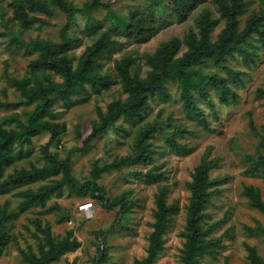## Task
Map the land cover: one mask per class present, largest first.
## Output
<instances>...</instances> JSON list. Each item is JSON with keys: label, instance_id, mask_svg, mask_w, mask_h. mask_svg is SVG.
Masks as SVG:
<instances>
[{"label": "trees", "instance_id": "trees-1", "mask_svg": "<svg viewBox=\"0 0 264 264\" xmlns=\"http://www.w3.org/2000/svg\"><path fill=\"white\" fill-rule=\"evenodd\" d=\"M169 2L168 15L178 20L188 18L199 8L194 17L197 31L190 28L182 41L186 49L179 54L182 43L178 37H174L161 42L153 52L143 53L141 58L148 66L144 76L139 73L137 63L139 56L133 50H128L126 54L115 58L113 73L127 96L113 102L105 111L100 107L97 109V119L91 120L89 133L84 136L77 130V136L81 138L82 143L81 147L73 149L74 151L86 150L92 140L106 132L119 117L126 120L139 117V123L134 130L131 152L127 156L115 159L111 166H128L153 159L157 148L153 141L156 133H162L172 146L181 149L182 145L174 139V135L183 132V128L174 126L171 129L170 121H167L168 124L166 122L162 124L157 117L149 121H143L142 118L150 99L156 96L167 100L171 98L167 86L170 80L178 83L183 108L194 113L203 126H208L206 115L195 100V91L199 92L212 108H215V104L209 87L222 103L238 101L239 94L233 85L237 80H242L246 71L236 69L229 64V60L238 55L247 66L256 62V58L260 56L257 48L260 45L264 46V9L252 10L241 26L240 16L246 11V0H169ZM209 2L214 3L224 20V26L216 38H213L212 32L218 19L208 6ZM153 4L152 0H144L142 4H135L132 10L125 13L114 9L110 1L16 0L12 4L13 17L5 21L4 16H1L4 25L15 28L18 34L22 31L29 32L27 41L14 35L12 38L14 45H26L31 54L36 53L24 67V72H11L6 66L2 74L5 81L17 90L20 101L32 105V108L23 114L11 112L3 116L8 123L7 126L0 122V190L41 181L36 188L27 186L18 191L21 198L18 205L20 210L44 206L47 199L60 194L63 188L67 187L76 194L90 190L92 197L108 209L119 205L116 220L129 214L135 200H128L123 195L110 200L96 180L100 172L108 168L107 165L100 167L96 164L94 180L80 183L71 171L72 156L69 153L73 150L64 158L58 157V152L53 147H58L61 143L65 125L54 121L53 106L57 98L70 103L73 97L87 93L88 88L108 86L112 77L103 70V66L112 50L123 43L119 40L118 34L125 36V40L132 41L139 40L155 30L160 14ZM99 9H105L109 18L105 28L93 15V11ZM77 13H83L86 17L87 35L98 34L93 36L92 42L78 58L69 52L72 44L80 39L71 30ZM40 14L48 18H53L57 14L64 16V23L60 25L56 39L35 37L31 33L34 26L49 23ZM160 18L162 19L161 16ZM9 22L11 24H8ZM208 63L212 64L214 69L204 72L203 66ZM255 94L256 97L263 96L264 87H258ZM4 100L0 99V106L5 103ZM250 126L258 136L256 155H247L249 164L246 172L252 174L264 171V132L259 133L252 123ZM42 133L49 134V139L42 145L45 160L43 166H22L8 171V168L22 156L25 147L32 145L33 138ZM216 161L204 155L192 171L191 180L188 182L191 194L186 208V223L182 231L184 241L180 250L183 264H199L206 253L214 252L212 246H221L220 239L215 236L209 237L213 226L206 225L204 221L207 205L220 193L218 185L225 180L210 175L209 171ZM129 173L153 181H159L162 177L161 173L157 174L151 170L144 174L140 170L130 169ZM158 186L156 207L153 209L154 221L151 223L153 228L149 234L146 255L134 259L132 264H154L164 247V234L175 207L166 201L167 185ZM242 193L247 197L248 204L264 215V198L260 188L247 184L243 186ZM19 209L9 208L7 202L0 204V255L9 242L16 241L12 227L19 216ZM36 222L38 226L41 225L39 220ZM248 228L264 233V226L258 221L256 226ZM32 234L38 247L33 248L29 245L27 249L20 250L21 259L27 264H49L79 244L75 239L69 241L57 237L49 225L40 226L38 231ZM99 234L101 230L97 231V235ZM247 249L251 263L263 264V259L255 246H247ZM98 252L93 264H99L107 258L106 250L101 248V245L98 246Z\"/></svg>", "mask_w": 264, "mask_h": 264}, {"label": "rangeland", "instance_id": "rangeland-1", "mask_svg": "<svg viewBox=\"0 0 264 264\" xmlns=\"http://www.w3.org/2000/svg\"><path fill=\"white\" fill-rule=\"evenodd\" d=\"M16 0H0V99L4 104L0 106V122L8 123L3 116L11 112L23 114L32 108L21 102L17 90L9 85L2 77L4 69L8 66L11 72H24L28 61L36 55L30 53L26 45L15 46L12 38L14 35L20 39L29 40V32L20 34L15 28H8L2 22L13 17L12 4ZM84 2L85 0H78ZM110 1L112 7L127 13L135 4H142L144 0H101ZM246 11L240 16L242 26L252 10L264 9V0H246ZM153 7H157L160 14L156 29L139 40L127 41L125 36L118 34L123 41L116 46L105 61L103 70L110 73L111 77L107 87L99 85L96 89L88 88V92L75 96L70 103L60 98L54 103V121L64 123L65 132L58 147H53L58 152V157L64 158L77 147H81V138L77 130L84 136L89 133L91 120L97 119V109L106 110L113 102L124 99L127 94L123 92L121 83L113 73L114 59L133 50L138 58L139 73L144 76L148 66L141 58L145 52H153L161 42L178 37L181 40V54L186 45L182 42L186 32L193 28L197 31L194 17L199 8L184 20L169 16L167 10L169 0H152ZM208 6L218 19L212 32L213 38L224 26L214 3ZM93 15L100 20V25L105 28L109 21L105 9L93 11ZM49 21L48 24L34 26L31 33L36 37L56 39L59 27L64 23V16L57 14L53 18L40 14ZM8 24H11L9 22ZM105 26V27H104ZM72 33L80 39L72 44L69 52L75 57H80L83 50L92 42L93 36L87 35L86 17L77 13L75 24L71 27ZM257 41V40H256ZM260 56L256 62L247 66L240 56L230 58L229 64L236 69L246 71L242 80H237L234 87L239 94L235 103H222L214 90L209 87L213 96L215 108L195 91V100L204 109L208 126H203L194 113L187 112L180 99V90L176 81L167 83L171 98L154 97L149 100L147 110L143 111V121L159 119L158 121L171 122L169 128L174 126L183 128V132L176 133L174 139L182 145L181 149L172 146L165 135L156 133L153 141L157 144L153 159L146 162H137L134 165L111 166L118 157L127 156L131 152L132 138L139 117L126 120L119 117L109 126L106 132L95 137L86 150L72 151V174L80 182L94 180V170L98 166H108L100 172L97 182L103 187L108 198L116 199L123 195L126 199L135 200L127 216L116 220L119 205L108 209L104 207L90 190L81 194L70 191L67 187L57 195H52L46 200L44 206H33L20 210L18 205L21 200L18 191L25 187L36 188L41 181L31 182L26 186H10L0 190V204L7 202L9 208L19 209V216L13 222L12 232L16 241L9 242L0 255V264H27L21 259V249L29 245L38 247L34 231L40 226L49 225L53 234L69 241L75 239L79 244L61 254L49 264H93L99 254L98 246L106 250L107 258L99 264H132L134 259L146 255L149 243V234L152 231L151 223L154 221L153 209L156 207L155 197L159 184L167 185L166 201L174 205L171 220L164 234V247L158 254L154 264H183L180 259V250L184 237L182 231L186 223V208L190 199L188 182L191 173L201 162L204 155L208 159H216V164L210 169V175L225 178L218 186L220 193L214 196L205 209V224L213 226L211 236L220 239V245H214L209 252L199 261V264H253L248 259L247 246H255L257 253L262 257L264 264V233L249 230L248 227L257 225V221L264 226V215L248 204L247 197L243 195L244 185L253 184L260 188L264 198V171L247 173L249 161L247 155H256L258 136L253 132L250 124L259 131L264 132V95L256 97L255 90L264 87V46L257 48ZM214 69L212 64L203 66V71ZM221 73L223 71L220 70ZM157 117V118H156ZM168 124V123H167ZM168 133V132H167ZM49 139V134L42 133L33 138L32 145L25 147L19 157L8 171L22 166H43L45 163L42 145ZM147 171L162 175L159 181L147 180L144 176L131 175L130 169ZM45 182V181H43ZM92 203V208L87 213L80 210L79 205ZM37 220L41 225H37ZM101 234L97 235V231ZM208 237V238H209Z\"/></svg>", "mask_w": 264, "mask_h": 264}, {"label": "built area", "instance_id": "built-area-1", "mask_svg": "<svg viewBox=\"0 0 264 264\" xmlns=\"http://www.w3.org/2000/svg\"><path fill=\"white\" fill-rule=\"evenodd\" d=\"M90 204V206L89 207H82V206H84V204L83 205H79V208H80V210H82V212H85V213H87L88 211H89V209L90 208H92V203H89Z\"/></svg>", "mask_w": 264, "mask_h": 264}, {"label": "bare ground", "instance_id": "bare-ground-1", "mask_svg": "<svg viewBox=\"0 0 264 264\" xmlns=\"http://www.w3.org/2000/svg\"><path fill=\"white\" fill-rule=\"evenodd\" d=\"M89 206H90V204L87 203V204H84V206H82V207L84 208V207H89Z\"/></svg>", "mask_w": 264, "mask_h": 264}]
</instances>
